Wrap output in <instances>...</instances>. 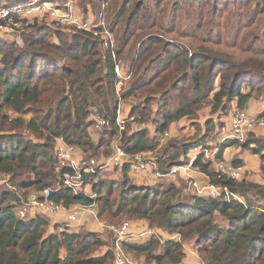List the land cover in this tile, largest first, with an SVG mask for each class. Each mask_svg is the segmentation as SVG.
<instances>
[{
    "label": "trees",
    "instance_id": "trees-1",
    "mask_svg": "<svg viewBox=\"0 0 264 264\" xmlns=\"http://www.w3.org/2000/svg\"><path fill=\"white\" fill-rule=\"evenodd\" d=\"M30 1L9 0L4 7ZM55 1L64 7L68 0ZM73 1L85 15L93 10L98 16L104 8L118 61L132 73L122 83V99L131 100L130 115L139 125L154 123L153 136L148 128L133 132L132 122L128 125L121 146L129 154L152 152L158 167L167 171L188 162L192 148L203 146L197 119L204 109L221 118L234 108L246 110L252 100L264 101V0H229L222 6L216 0ZM37 21L17 13L0 18V27L22 22L19 31H26L24 46L0 38V178L7 176L15 188H0V264H113V238L59 231L57 226L50 232L46 217L18 214L32 192L50 187L57 203L91 204V197L64 186L57 143L63 140L86 157L101 158L113 153L119 136L110 52L91 33ZM96 116L109 123L94 137ZM192 120L193 138L161 144L173 123ZM215 122L206 121L204 139L219 135L222 125ZM226 141L218 159L226 146L240 145L260 156L264 178V138ZM193 167L208 174L210 182L228 186L243 202L186 195L175 184L162 190L136 187L125 166L117 181L104 178L103 172L87 178L97 194L99 218L109 224L146 220L151 227L181 235L180 240L149 236L124 241L125 251L143 264H181L189 240L204 264H264V185L245 176L239 181L219 176L204 154ZM115 191L119 194L113 196ZM104 246L106 252L97 255Z\"/></svg>",
    "mask_w": 264,
    "mask_h": 264
},
{
    "label": "built area",
    "instance_id": "built-area-1",
    "mask_svg": "<svg viewBox=\"0 0 264 264\" xmlns=\"http://www.w3.org/2000/svg\"><path fill=\"white\" fill-rule=\"evenodd\" d=\"M43 10L49 14L54 22L58 25L72 28L76 31H85L98 37L103 47L111 54V58L114 61V71L116 74V93L118 95V106L115 123L119 130V136L113 143L114 151L109 157L101 158H89L86 157L83 151L75 145L69 144L63 140H59L56 146V155L61 168L64 169L62 182L64 186L72 190L77 195L89 196L93 199L91 204H74L70 207H66L61 203H57L52 199V193L55 192L54 188H46L42 192L33 193L27 199L26 202L18 209V214L25 217L36 216L37 209H45L52 213H66L68 226L73 225L80 221V217L84 213H88L95 218L99 223H102L98 216L97 209V194L94 191H89L88 188L92 185L87 178L89 176L98 174L101 170L113 169L119 171L125 166H129L133 170H146L151 167L157 178L162 179L173 174L178 173L181 169L188 171L193 165L190 162L188 165L174 166L168 171H162L155 158L152 157V152H140L135 155L129 154L122 146L121 139L123 133L128 129V122L133 123L137 128L138 123L135 121V117L126 115L123 106V99L121 96V89L123 81H128L132 73L128 72L124 66L118 61L117 52L115 47V39L111 30L106 25V18L104 9L100 11L95 20H88L77 11L72 2H66L64 7L57 4L55 0H31L29 4L24 6L14 7H1L0 18H6L12 13H17L21 17L29 16L34 11ZM20 23H16V27H20ZM18 44L23 45V41L17 39ZM107 71V70H106ZM108 119L102 116H96L94 124L92 126V134L102 132L108 126ZM141 126H145L143 123ZM140 126V127H141ZM256 126L264 127V117L252 116L248 111H238L232 115L231 129L227 134L226 139H236L240 142H244L247 137V133ZM165 136H169L167 132ZM151 155V157L149 156ZM219 176H228L233 181H239L242 179L245 173V167L242 164L232 165L224 164L220 165L218 170ZM194 192L200 197H213L220 198L226 202L233 200L243 202V197L237 193L231 191L228 186L217 185L209 182L205 185H200L195 180H190ZM93 186V185H92ZM107 229H111L115 232L114 239V262L113 264H143L142 262L133 259L125 251L123 242L130 239H140L148 236H156L160 238V234L155 229H149L141 233H135L131 231V224L124 222L119 227H115L111 224L105 225ZM180 234H174L170 239L180 240Z\"/></svg>",
    "mask_w": 264,
    "mask_h": 264
},
{
    "label": "crops",
    "instance_id": "crops-1",
    "mask_svg": "<svg viewBox=\"0 0 264 264\" xmlns=\"http://www.w3.org/2000/svg\"><path fill=\"white\" fill-rule=\"evenodd\" d=\"M0 1H1V4H0L1 7L7 6L8 2H9V0H0ZM66 2H72L74 4L75 8L77 9V11L79 13H81L84 16V18H86L90 21H92L96 18V13L93 10H88V12L85 15L84 12L77 5L76 1L68 0ZM129 109L130 110H124L125 112H127V114L125 113L126 115H130L132 106H130ZM246 110H248L251 114L259 115L260 113H262L264 111V102H257V100H252L248 104V107ZM206 111H209V108L204 109L202 112H206ZM201 115H202V113H200V116L197 119L198 122L200 121L199 119L201 118ZM229 115L226 116V123H228L231 126L232 115H231V113ZM210 118H214V115L210 114V116L205 120V122L203 124H201L199 122V124H201L203 126V130L201 132V135L197 139L202 141L200 143L204 147L199 146V147L192 148V149H194L193 151H197V152L191 153L192 150H190L188 162H185L181 165H174V166H183V165L185 166V165H188L190 162L193 163L194 160L198 156L205 154V152L206 153L208 152V147L211 144V142L213 143L214 141H216L214 144L219 143L220 140L217 138L218 136L216 137V139H210L208 137L205 139L203 138V136H205V130H206L205 123ZM217 118L219 120H222V117L219 118L218 115H217ZM193 121L194 120L173 123L171 125L170 129L167 131L169 133V137L174 138V139H180V137H184V136H186V137L193 136L196 132V130L194 129V126H192ZM215 121H216V118H215ZM144 128H145V126H141L140 128L136 127V128H133L132 131L136 132V131L142 130ZM152 129L153 130L151 131V133L153 136L155 134V127H153ZM255 131L257 132L256 133V135L258 136L257 138H259V137L264 138V130L261 131V129H259V130L254 129L253 132L255 133ZM250 132H251V130H250ZM228 133H229V131H228ZM226 137H227V135H226ZM226 137L224 139H226ZM165 138H166V136L164 137V139ZM200 138H202V139H200ZM224 139L222 138L221 141H225ZM227 142H229V141H226L225 143H227ZM225 143H222V144H220V146H217L215 153L217 151H220L221 146ZM205 145L208 147H205ZM253 145H254V143H253ZM218 154H219V152H218ZM218 154H217V156H218ZM223 160L226 163L232 164V165H238V164L244 165L245 169H246L245 172L248 175V177H246V178L248 180L255 182V183H259V184L264 185V178H263V175H262L261 170H260L261 160H260L259 155L252 153L250 150L245 149V148L241 147L240 145H229V146H226L224 149ZM127 167H129V166L127 165ZM168 170H170V169H168ZM116 172H121V171L119 170ZM179 172H182L183 174L185 173L187 175L188 179L193 177L194 179H197L201 182H210V176L208 174L202 172L198 167H193V165L191 166V168L188 171L181 169ZM173 175H175V174H173ZM173 175L168 176V177H173ZM128 176L130 177V179H133L132 182H133V184H135V186H139V185L140 186H154V185H157L160 181V179L156 177L154 170L151 167H149L146 170H142V171L133 170L130 168V170L128 171ZM168 177H165V178H168ZM162 179H164V178H162ZM88 190L93 191V186L91 185L88 188ZM193 194H195V193H193ZM89 215L90 214H88V213L82 214L80 217V221L75 223L74 225H71V226L69 225L71 227V228L69 227V229L73 232H79L81 230H85L88 232H96V233L101 234L102 237L105 240H107L109 238V231L105 225L109 224V223H106L105 221H102L101 219L100 220L102 221V223H99L95 218L92 219V217ZM48 217L51 218V220L49 218H47L50 222V225H49V228H51L50 232L54 231V230H52V227L55 228L56 225L60 221H65L66 224L68 221L67 214L62 213V212L58 213V214H50ZM149 229H155L159 233V230H158L159 228L151 227L149 222L146 220H138V221L134 220L133 221V231L135 233H141V232H144V231L149 230ZM171 236H172V234L171 235L169 234V236L167 238H164V240L170 239ZM107 248L108 247L104 246V249L98 255L104 254L106 252ZM185 248H186V256L183 259V262L181 264H203V262L200 259V255H199L196 247H194V246L192 247L189 245V243H186Z\"/></svg>",
    "mask_w": 264,
    "mask_h": 264
},
{
    "label": "rangeland",
    "instance_id": "rangeland-1",
    "mask_svg": "<svg viewBox=\"0 0 264 264\" xmlns=\"http://www.w3.org/2000/svg\"><path fill=\"white\" fill-rule=\"evenodd\" d=\"M195 1H197V0H195ZM216 1H218V5L219 6H222L223 5V3H225V2H228L229 0H216ZM196 3V2H195ZM24 17H26L30 22H32L33 20H35V19H38V21L37 22H39V23H47V24H51V23H53L54 21L52 20V18H51V16L49 15V14H47L46 12H44L43 10H38V11H34V12H32L31 14H29V16L27 15V16H22V18H24ZM95 20V19H94ZM21 25H20V27H14V28H12L10 25H8V26H4V27H0V38H2L3 40H8L9 42L11 41H15L17 44H18V41H16L17 39H19V40H22L23 41V45H20V44H18L19 46H24V39H23V37H22V34L24 33V32H26V31H24V32H20L19 31V29L21 28V30H22V22L20 23ZM23 31V30H22ZM73 32V31H72ZM121 63V62H120ZM122 64V63H121ZM123 65V64H122ZM127 101V102H126ZM124 103H123V106H124V110H130L129 108H130V104L132 103L131 102V100H126ZM257 102H264V101H261V100H259V99H257ZM208 108V107H207ZM245 111H248V110H245ZM129 112V111H128ZM236 112H238V111H236L235 110V108L234 109H232V111L230 112L231 113V115H233V114H235ZM249 112V111H248ZM126 114H127V112H125ZM202 113V115H201V118L199 119L200 121V123L201 124H203L204 122H205V120L210 116V113H209V111H206V112H201ZM250 113V112H249ZM251 114V113H250ZM252 116H257V117H260L259 115H255V114H251ZM226 116H228V115H226ZM226 116H223L222 117V120H219L218 118H217V114L216 115H214V118H216V122H215V124H216V126L217 125H220V123H221V125L222 126H220V130L218 131L219 132V135H218V139L220 140L219 141V143H217V144H214L216 141H214L213 143L211 142V144L209 145V147H208V152L206 153L205 152V154H204V158H205V160H206V162H209L210 163V169H211V171H216V172H218V170H219V168H220V165L222 164V163H224V164H228V163H226L223 159H218L217 158V154H218V152L219 151H217L216 153H215V150L217 149L216 147L217 146H220V144H222V143H225V141H226V139H224L225 137H226V135L228 134V131H230V129H231V127H230V125L228 124V123H226ZM230 116V115H229ZM14 117H18L16 114H14ZM132 121V120H131ZM131 121L130 122H128V124H127V126L128 125H130V123H131ZM138 122H140V121H138ZM137 122V123H138ZM143 123H145V128H148V131H149V134H151L152 135V133H151V131L153 130L152 128L154 127V123L152 122V120H150V121H142L141 122V124L140 125H138V127L140 128V126L143 124ZM132 125L130 126L131 127V129H133V128H136V126L135 125H133V123H131ZM229 129V130H228ZM254 129L255 130H259V129H261V131L262 130H264V127H259V126H256L255 128H253L252 130L254 131ZM251 130V132L249 131L248 133H247V139L248 140H250L251 138H256V137H258L257 135H256V131H255V133L253 132ZM23 132L25 133V136L27 137V138H29L30 137V134H28V131L27 130H23ZM201 134H199L198 136H200ZM94 137H97L98 135L97 134H94L93 135ZM171 139V137H169V136H166V138L161 142V144L162 145H164L165 143H166V141L168 140V139ZM187 138H193L192 136H190V137H186V136H184V137H180V140L182 139H187ZM195 138V137H194ZM213 138V135H211V138L210 139H212ZM222 138L225 140V141H221L222 140ZM7 141H5L4 143H6ZM168 144V143H167ZM192 151H191V153H193V152H197V151H193L194 149H191ZM199 150V149H198ZM201 150V149H200ZM150 157H151V155H149ZM152 157H154V154L152 153ZM97 158V157H96ZM100 158V157H99ZM98 158V159H99ZM245 167V166H244ZM245 171H246V169H245ZM101 172H103V173H106L105 175H107L108 177H105L104 176V178H106V179H108V180H120L121 179V172H116L115 170H113V169H107V170H101ZM245 176V178L246 177H248V175H247V173H244V175H243V177ZM262 176V175H261ZM9 179H8V177L7 176H4V177H2V178H0V188H10V189H12V190H14L15 188H14V185H12L11 184V182H9L8 181ZM131 180H133V179H131ZM190 180H195V181H197L200 185H205V184H207V183H209V182H201V181H199V180H197V179H194L193 177H191V178H187V175L184 173H182V172H178V173H176L175 175H173V177H168V178H164V179H160V181H159V183L157 184V185H154V186H151V187H155L157 190L158 189H160V190H162V188H168L169 186H171L172 184H175L176 186H179V188L181 189V190H183V192H185L184 194H192V193H194V192H196L195 191V189L194 188H192V186H191V181ZM119 182V181H118ZM160 185H162L161 187H160ZM137 187V186H136ZM138 187H141L140 185L138 186ZM155 190V189H154ZM159 190V191H160ZM33 193H39V192H32V194ZM119 194V191H115L114 192V194H113V196H116V195H118ZM64 205V204H63ZM67 208L69 207V206H66ZM261 208V210L262 211H264V203L262 204V206H260ZM63 213V212H62ZM36 214H40L41 216H44V217H46V218H49L48 216L50 215V214H58V213H52V212H49V211H47V210H45V209H37V211H36ZM89 216H91V215H89ZM92 217V219H93V216H91ZM50 220H51V218H49ZM107 220V219H106ZM103 221V220H102ZM108 221V220H107ZM124 221L125 222H129L130 224H131V231L132 232H134L133 231V221L134 220H130V219H124L122 222L124 223ZM136 221V220H135ZM138 221V220H137ZM106 222V221H105ZM109 223H111L110 221H108ZM107 222V223H108ZM121 221H119V222H114L113 221V224H111V225H114L115 227H119L120 225H121V223H122ZM122 223V224H123ZM74 225V224H73ZM108 225V224H107ZM57 229L56 230H62L63 228H68L69 229V227L70 226H68L66 223H65V221H60L57 225ZM71 228V227H70ZM156 228V227H155ZM49 229H51V228H49ZM55 228L54 227H52V230H54ZM159 230V233H160V239H161V241H165L164 240V238H167L168 236H169V233L168 232H166L165 230H163V229H161V228H159L158 229ZM81 231H84V230H81ZM108 231H109V237H111V240H112V238L113 239H115V232L113 231V230H111V229H108ZM146 237H149L148 235H146ZM181 239V238H180ZM111 240H110V242H111ZM189 242V245L190 246H195V244H194V240L192 241V240H189L188 241ZM104 249V248H103ZM103 249H101V250H103ZM107 250V249H106ZM98 254H100V252L98 253ZM97 254V255H98ZM132 254V253H131ZM131 254H129L130 255V257H132L133 259H136V260H138V261H140V262H142L141 261V259L140 258H137L136 256H134V254H133V256L131 255ZM136 257V258H135ZM200 259H201V257H200ZM201 261H202V259H201ZM203 262V261H202ZM143 263V262H142ZM204 264V263H203Z\"/></svg>",
    "mask_w": 264,
    "mask_h": 264
}]
</instances>
